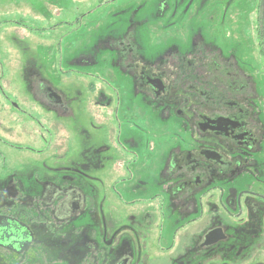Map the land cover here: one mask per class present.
<instances>
[{
  "label": "flooded vegetation",
  "instance_id": "1",
  "mask_svg": "<svg viewBox=\"0 0 264 264\" xmlns=\"http://www.w3.org/2000/svg\"><path fill=\"white\" fill-rule=\"evenodd\" d=\"M256 12L257 76L233 49H221L233 39L217 38L200 26H189L191 32L183 31L180 41L151 39V57L140 46L145 35H138V43L137 36L128 35L118 44L99 41L116 53L109 64L117 61L118 70L110 74L107 69L109 77L125 79L119 87L104 81L109 97L99 100L111 107L107 118L116 126L123 121L133 126L136 141L131 143L140 150V161L152 165L146 177L151 186L141 187L130 201L120 196L127 209L103 204L99 186L104 195H113L117 188L135 191L139 180L122 176L128 164L110 155L108 147L94 149L97 161L90 146L73 149L53 121L58 139L49 148L55 163L67 165L44 169L51 176H36L39 188L28 195L22 194L23 180L0 186V264H264V3L259 1ZM7 22L39 38L25 22ZM62 27L67 32L57 34ZM47 30H54L56 40L79 31L77 23L67 21ZM9 36L15 52L28 62L31 53L42 54L40 48L31 50L28 37ZM82 57L87 59L74 62L91 65L90 55ZM38 66L37 71L25 66L35 105L53 112L55 119L72 117L58 84ZM8 77L0 67V105L17 111L15 103L22 99L4 95ZM28 114L46 139L45 118ZM107 135L104 142L113 149L131 152L118 144L112 130ZM0 144L19 148L4 138ZM131 154L128 162L134 164L138 156ZM142 192L151 193L142 198Z\"/></svg>",
  "mask_w": 264,
  "mask_h": 264
},
{
  "label": "rangeland",
  "instance_id": "2",
  "mask_svg": "<svg viewBox=\"0 0 264 264\" xmlns=\"http://www.w3.org/2000/svg\"><path fill=\"white\" fill-rule=\"evenodd\" d=\"M260 0H0V67L4 72L10 73L8 88L5 86L4 95L21 98L17 101V111H12L6 105H0V138L17 145L8 147L0 144V155L5 158L6 168L0 159V186H5L7 181H22L24 189L22 194L34 192L39 188L35 184L36 176H51L50 170L56 166H66L60 162L55 163L57 157L49 145H53L58 139L53 121L61 126L60 137L68 136L69 144L73 149L82 146H90V153L94 160H98L94 149L103 145L114 158L121 157L128 164V171L122 175L130 182H137L135 191L129 188H117L113 195L100 187L102 197L105 196L110 208L127 209L121 205L119 197L131 200L134 194L142 187L143 190L149 185L146 183L148 171L152 165L146 166L139 159L140 150L132 141L136 138L133 126L120 122L115 125V120L107 118V109L111 108L99 100V96L109 97L104 81L108 80L115 86H120L125 79L110 78L107 69L113 72L118 70L117 61L111 67L109 61L116 59V53L106 51L100 46L99 41L111 40L118 44L120 38L128 35L132 38L141 37V47L146 57L153 54L149 49L150 40L177 41L184 39L185 32L189 33V26L203 27L207 34L213 32L217 38L228 37L233 39L227 44L233 49L236 59L244 61L251 72L256 75L254 68L261 63L257 53V46L252 35V25L255 26L257 8ZM247 7V8H246ZM18 17V18H17ZM78 20H77V19ZM25 22L32 29L33 36L28 37L27 30L18 26L17 29L7 22ZM59 21H67L78 24V34L70 33L63 40L55 39L54 30L47 28L57 24ZM36 30V31H35ZM185 31V32H183ZM15 32L19 38H27V43L34 49H39L42 54L31 53L29 57L19 55L15 52L9 40V33ZM67 32L66 28H60L57 34ZM76 32V31H74ZM8 33V34H7ZM56 33V31H55ZM250 33V34H249ZM180 36V37H179ZM207 37V36H206ZM138 43V41H137ZM62 51L57 53V48ZM58 55H57V54ZM83 55H90L91 65H80L74 62L84 59ZM87 59V58H86ZM37 71L38 65L46 70V75L53 85L58 84V90L69 102L72 117L56 118L53 112L35 105L32 97V86L30 85V71ZM112 65V63H111ZM92 74L99 75V79ZM116 75V74H112ZM60 79V82L58 81ZM5 85V84H4ZM53 86V87H54ZM125 93H120L123 97ZM264 95V94H263ZM126 95L124 96L125 99ZM125 101V100H124ZM113 104L115 102L113 101ZM116 107L121 105L115 104ZM25 111V112H24ZM38 117L45 118L46 139L39 135V129L34 121L29 119V112ZM149 115H153L148 112ZM18 119V120H16ZM37 123V122H35ZM113 131L120 146H126L132 153L137 154L138 159L134 164L128 162L133 154L120 153L111 143L105 141ZM137 130V129H136ZM152 145H154L152 143ZM72 149V150H73ZM121 154V156H120ZM113 157L110 162L115 161ZM55 166V167H56ZM139 172L140 178L137 173ZM133 173H136L133 174ZM132 174V175H131ZM114 174V176L120 177ZM150 176V174H148ZM143 181V182H141ZM153 190V189H152ZM151 191V190H149ZM31 193V194H32ZM119 193V194H117ZM151 192H142L140 197L147 198ZM99 207L101 200L96 202ZM136 205L132 206V209ZM260 258L264 259V255Z\"/></svg>",
  "mask_w": 264,
  "mask_h": 264
},
{
  "label": "water",
  "instance_id": "3",
  "mask_svg": "<svg viewBox=\"0 0 264 264\" xmlns=\"http://www.w3.org/2000/svg\"><path fill=\"white\" fill-rule=\"evenodd\" d=\"M264 3V0H260V6H262Z\"/></svg>",
  "mask_w": 264,
  "mask_h": 264
},
{
  "label": "trees",
  "instance_id": "4",
  "mask_svg": "<svg viewBox=\"0 0 264 264\" xmlns=\"http://www.w3.org/2000/svg\"><path fill=\"white\" fill-rule=\"evenodd\" d=\"M264 23V22H263ZM263 48V47H262Z\"/></svg>",
  "mask_w": 264,
  "mask_h": 264
}]
</instances>
